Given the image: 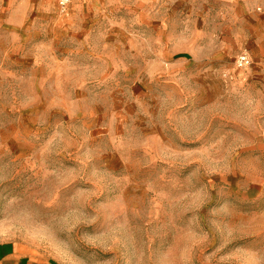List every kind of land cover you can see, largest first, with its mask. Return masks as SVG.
Returning <instances> with one entry per match:
<instances>
[{"label":"rangeland","instance_id":"1","mask_svg":"<svg viewBox=\"0 0 264 264\" xmlns=\"http://www.w3.org/2000/svg\"><path fill=\"white\" fill-rule=\"evenodd\" d=\"M222 1L0 0V242L264 264V58Z\"/></svg>","mask_w":264,"mask_h":264},{"label":"crops","instance_id":"2","mask_svg":"<svg viewBox=\"0 0 264 264\" xmlns=\"http://www.w3.org/2000/svg\"><path fill=\"white\" fill-rule=\"evenodd\" d=\"M223 39L248 47L255 59L264 58V0H224L219 3ZM0 264H54L26 242H0Z\"/></svg>","mask_w":264,"mask_h":264},{"label":"built area","instance_id":"3","mask_svg":"<svg viewBox=\"0 0 264 264\" xmlns=\"http://www.w3.org/2000/svg\"><path fill=\"white\" fill-rule=\"evenodd\" d=\"M72 0H59V7L62 11H66ZM252 65V59L245 51L242 52L236 59V68L238 70H247Z\"/></svg>","mask_w":264,"mask_h":264}]
</instances>
